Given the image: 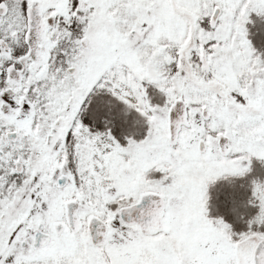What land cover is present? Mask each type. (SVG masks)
I'll use <instances>...</instances> for the list:
<instances>
[{
	"label": "snow or ice",
	"instance_id": "1",
	"mask_svg": "<svg viewBox=\"0 0 264 264\" xmlns=\"http://www.w3.org/2000/svg\"><path fill=\"white\" fill-rule=\"evenodd\" d=\"M0 264H264V0H0Z\"/></svg>",
	"mask_w": 264,
	"mask_h": 264
}]
</instances>
